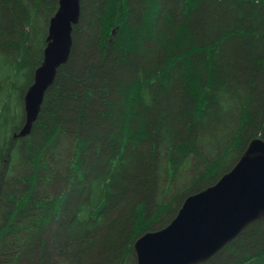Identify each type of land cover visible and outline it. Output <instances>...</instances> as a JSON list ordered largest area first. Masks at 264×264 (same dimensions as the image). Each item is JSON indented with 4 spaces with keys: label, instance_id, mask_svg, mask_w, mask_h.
<instances>
[{
    "label": "trees",
    "instance_id": "obj_1",
    "mask_svg": "<svg viewBox=\"0 0 264 264\" xmlns=\"http://www.w3.org/2000/svg\"><path fill=\"white\" fill-rule=\"evenodd\" d=\"M58 1L0 0V264H136L140 235L264 139V0H80L14 139ZM198 264H264V218Z\"/></svg>",
    "mask_w": 264,
    "mask_h": 264
},
{
    "label": "water",
    "instance_id": "obj_2",
    "mask_svg": "<svg viewBox=\"0 0 264 264\" xmlns=\"http://www.w3.org/2000/svg\"><path fill=\"white\" fill-rule=\"evenodd\" d=\"M80 0H59L49 20L43 58L23 97L24 123L13 138L31 131L47 89L68 60ZM264 218V139H251L236 163L215 183L186 196L163 227L132 245L136 264H198L216 254L252 222Z\"/></svg>",
    "mask_w": 264,
    "mask_h": 264
},
{
    "label": "rangeland",
    "instance_id": "obj_3",
    "mask_svg": "<svg viewBox=\"0 0 264 264\" xmlns=\"http://www.w3.org/2000/svg\"><path fill=\"white\" fill-rule=\"evenodd\" d=\"M19 82H20V84L24 83L22 78L19 79Z\"/></svg>",
    "mask_w": 264,
    "mask_h": 264
},
{
    "label": "bare ground",
    "instance_id": "obj_4",
    "mask_svg": "<svg viewBox=\"0 0 264 264\" xmlns=\"http://www.w3.org/2000/svg\"><path fill=\"white\" fill-rule=\"evenodd\" d=\"M32 82H33V81H32ZM31 84H32V83H31ZM31 84H30V85H31ZM25 93H26V92H25ZM24 95H25V94H24ZM257 137H260V136H257ZM255 138H256V137H255ZM261 138H262V137H261ZM252 139H253V138H252ZM225 245H226V244H225Z\"/></svg>",
    "mask_w": 264,
    "mask_h": 264
}]
</instances>
